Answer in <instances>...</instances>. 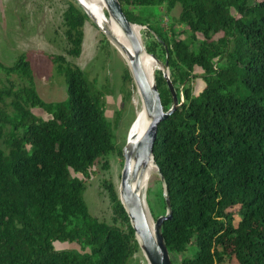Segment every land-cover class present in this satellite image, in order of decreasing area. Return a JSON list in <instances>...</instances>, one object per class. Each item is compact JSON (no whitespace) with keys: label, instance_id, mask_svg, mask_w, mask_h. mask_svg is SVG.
<instances>
[{"label":"trees","instance_id":"1","mask_svg":"<svg viewBox=\"0 0 264 264\" xmlns=\"http://www.w3.org/2000/svg\"><path fill=\"white\" fill-rule=\"evenodd\" d=\"M117 1L133 24L143 22L132 8L179 6L167 32L149 27L154 38L144 45L162 66L152 78L163 111L171 106L164 69L180 100L158 124L151 153L169 204L160 228L168 253L176 264H264V0ZM87 15L66 0L71 57L81 51ZM46 58L63 79V99L37 94L24 51L0 61V264H128L139 246L117 189L102 180L110 222L91 215L83 199L91 167L119 152L103 115L108 84L96 86L62 54ZM195 77L202 86L193 93ZM119 94L120 109L137 96L126 64Z\"/></svg>","mask_w":264,"mask_h":264},{"label":"rangeland","instance_id":"2","mask_svg":"<svg viewBox=\"0 0 264 264\" xmlns=\"http://www.w3.org/2000/svg\"><path fill=\"white\" fill-rule=\"evenodd\" d=\"M75 1L82 8L79 0ZM65 4L66 0H0V61L8 64L16 53L24 51L33 72L36 92L45 101L65 97L63 79L46 58L48 53L62 54L81 69L96 86H100L106 80L109 94L104 96L103 115L112 126L119 152H110L91 167L89 176L85 179L83 199L91 215L99 220L110 222L112 213L102 180H110L118 192L119 175L123 165L121 149L132 139L137 118L142 110L141 103L136 92L137 96L135 95L123 109H120V74L122 67L128 62L113 39L100 29L89 15L83 23V40L79 55L71 57L65 53L66 40L61 18ZM102 7L105 16L110 20L111 17L107 14L104 3ZM132 10L143 22L134 25L139 41L145 50L144 45L150 44L154 38L150 28L156 27L167 32L169 25L178 14L179 6L176 4L169 11H166L163 5L135 7ZM174 29L178 32L179 38L188 39V31L183 25L175 24ZM101 38H105L108 43L107 53L99 51ZM200 38L199 33L195 34L190 48H194ZM144 52L152 57L153 66L156 67L154 70H162L160 61L146 50ZM163 71L168 73L166 69ZM193 73L198 76L200 70L195 67ZM201 86L200 78L195 77L192 81L193 93L197 92ZM180 91L181 87H178L179 94ZM31 111L42 118L47 117L38 107L32 108ZM103 161L107 163V167H103ZM74 175L82 177L80 174ZM142 185L145 189L144 200L148 215L154 226V218L166 211L164 186L155 166ZM54 247L57 249L76 248V245L56 242ZM169 258L172 264L177 263V256L169 254ZM128 264H148V262L139 249L132 255ZM219 264H232V262L224 261Z\"/></svg>","mask_w":264,"mask_h":264},{"label":"water","instance_id":"3","mask_svg":"<svg viewBox=\"0 0 264 264\" xmlns=\"http://www.w3.org/2000/svg\"><path fill=\"white\" fill-rule=\"evenodd\" d=\"M103 1L107 14L129 41L132 56L125 55L128 62L126 65L138 94L141 108L149 117V122L141 137L132 144L122 146L123 165L119 175L118 200L127 215L134 238L148 264H172L160 230L163 220L169 216L168 200L165 196L166 212L154 219L153 236H151L143 204L132 183L138 172L145 167L148 159H152V146L158 124L180 104V100H178L167 74L164 73L163 76L171 94V106L163 111L154 82L148 83L147 77L140 67L139 53L143 46L132 29L134 24L127 20L117 0Z\"/></svg>","mask_w":264,"mask_h":264},{"label":"bare ground","instance_id":"4","mask_svg":"<svg viewBox=\"0 0 264 264\" xmlns=\"http://www.w3.org/2000/svg\"><path fill=\"white\" fill-rule=\"evenodd\" d=\"M78 2L80 3L81 7L85 10V12L93 19L95 24L100 29H102L104 32H106V34H108L110 38L113 39L117 48L122 52V54L124 56L125 55L132 56V50L130 48L127 37L118 28L117 24L114 22L112 18L108 20V18L105 17V14L103 13V7H102V4L104 3V1L103 0H79ZM132 29L135 32V34L138 36L135 25L132 26ZM144 51L145 50L143 48L141 52L139 53L140 67L143 73L145 74V76L147 77L148 83L152 84L153 83V78H152L153 61H152V58L148 54H146ZM148 122H149V117L145 114V112H143V110H141V113L139 114L137 118L136 127L134 129V134L132 136V139L130 142L128 141V143H126L124 146L136 142L143 134L144 130L147 127ZM153 165L154 164H153L152 159L149 158L145 167L141 171L138 172L135 180L132 183V185L137 189V192L143 204V208L146 214L147 223L149 226V231L151 233V236H153L154 226L152 225L149 215H148V210L146 208V204L144 200L145 199L144 198L145 189L142 187L143 186L142 184L146 176H148L152 168H154Z\"/></svg>","mask_w":264,"mask_h":264}]
</instances>
